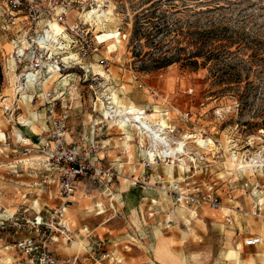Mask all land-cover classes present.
<instances>
[{
    "label": "rangeland",
    "instance_id": "rangeland-1",
    "mask_svg": "<svg viewBox=\"0 0 264 264\" xmlns=\"http://www.w3.org/2000/svg\"><path fill=\"white\" fill-rule=\"evenodd\" d=\"M76 2L69 23L86 21L104 44L86 61V69L69 71L68 86L62 79L44 87L20 82L22 71L15 69L11 59V37L0 32L4 76L0 93V264H26L17 243L27 238L53 241L52 237L56 241L50 250L59 264H125L119 247L114 256L99 237L86 252L71 226L70 207L77 204L75 197L81 192V197L96 199V215L106 211L111 201L121 206L123 199L115 195L128 187L125 200L130 206L148 200L144 189L157 192L149 200L154 206L150 217L157 218L158 226L168 213L172 220L180 218L188 225H246L244 242L256 236L264 247V0ZM91 14L93 19L100 17V26L87 18ZM215 27L226 29L220 37L244 47L234 46L230 53L218 51L207 64L199 58V67L186 64L193 46L200 43V34ZM209 36L208 40L205 37L207 44L215 39ZM171 53L179 55V61L158 69L159 58ZM95 65L106 77L96 75ZM11 73L17 77L14 83ZM24 86L33 96L28 105L21 95ZM113 95L125 107L135 106L149 115L157 112L159 119L164 118L169 127L167 141L174 149L170 160L160 154L167 149L164 146L149 139L142 143L136 130L118 126ZM53 104L55 117L48 113ZM56 122L64 126L69 146H80V156L102 170L96 181L79 184L66 205L61 220L68 232L63 234L31 224L38 215L49 220L63 205L58 186L44 183L56 174L48 171L52 148L44 147L51 142ZM127 134L133 140L131 149L124 145ZM147 152L155 154V163ZM179 158L186 162L183 171ZM170 167L173 177L168 173ZM187 172L203 189H213L221 197L224 210L217 211L223 216L215 223L196 221L198 211L196 216L176 208L166 193L169 183ZM175 209L181 214L171 213ZM154 213L160 214L154 217ZM96 247L98 254H107L102 261L93 259ZM212 247L215 254L227 250L226 245ZM228 248L229 259L238 255L233 247Z\"/></svg>",
    "mask_w": 264,
    "mask_h": 264
},
{
    "label": "built area",
    "instance_id": "built-area-1",
    "mask_svg": "<svg viewBox=\"0 0 264 264\" xmlns=\"http://www.w3.org/2000/svg\"><path fill=\"white\" fill-rule=\"evenodd\" d=\"M76 4V0H0V32L11 37V59L15 69L22 71L20 82L24 80V85L30 80L35 87L53 85L61 79L62 83L70 75L69 71L86 69V61L104 44L93 34L86 21L80 19L69 23V16ZM54 23L62 28L59 35L52 30ZM55 107L56 104L50 105L48 113L51 117L56 115ZM65 132L61 122L54 123L51 142L44 144V147L52 148L48 151L51 156L48 171L56 172L49 175L44 183L47 187L51 184L58 186L63 205L51 214V221L49 219L46 222L38 215L31 223L35 229L45 227L47 231L54 230L61 234L68 232L61 219L79 184L86 180L96 181V177L102 175V170H97L89 159L80 156L77 151L80 146H69ZM193 180V176L187 172L182 179L169 183L166 193L176 208L187 209L196 216L198 209L204 207L221 210V197L213 189H203ZM51 240L27 238L19 241L16 247L26 258V264H59L50 250V244L56 238L52 237ZM261 242V238L250 236L244 244L250 247ZM97 245L100 246L99 243ZM97 250L96 247L93 253L96 255L93 258L95 262L102 261L107 255L98 254Z\"/></svg>",
    "mask_w": 264,
    "mask_h": 264
},
{
    "label": "crops",
    "instance_id": "crops-1",
    "mask_svg": "<svg viewBox=\"0 0 264 264\" xmlns=\"http://www.w3.org/2000/svg\"><path fill=\"white\" fill-rule=\"evenodd\" d=\"M130 189H123L120 194L115 195L118 196L117 200L123 199L121 206L115 207L111 199L110 207L101 213L97 212L96 215L93 213L99 208L95 206L96 199L81 197V192H78L75 198L79 204L77 202L70 207V220L76 231L75 235L84 243L86 252L94 238L99 237L112 255L115 256L119 247L125 264H264L262 245H244L242 232L246 225H188L180 218L172 220L168 213L163 216L165 221L158 226L157 218L152 220L150 217L154 206L151 207L149 200L156 196L157 192L144 189L143 192L149 195L148 200H140L130 206L129 201L125 200ZM178 210L175 209L171 213L181 214ZM154 214L155 217L160 213ZM198 214L196 221L202 219L204 223L210 220L218 221L223 216L219 211L210 208L198 210ZM84 220L90 221L83 222ZM262 229L263 226L257 230V234L262 235ZM215 244L220 247L226 245V252L215 254L212 247ZM228 246L238 252L236 257H227ZM87 255L89 256L88 253Z\"/></svg>",
    "mask_w": 264,
    "mask_h": 264
},
{
    "label": "bare ground",
    "instance_id": "bare-ground-1",
    "mask_svg": "<svg viewBox=\"0 0 264 264\" xmlns=\"http://www.w3.org/2000/svg\"><path fill=\"white\" fill-rule=\"evenodd\" d=\"M95 13H96V11H93V14H95ZM110 13L111 12H109V14ZM93 14L89 15L87 18L90 21H93V23L95 22L96 26L97 25L100 26V21H101L100 17L93 19V16H92ZM52 30L56 33V35H59L60 32L62 31V28L59 24L54 23V24H52ZM93 68H94V71L96 72V75H98V76L100 75V76H102V78L106 77V73H104L102 71V68L100 66L95 65V66H93ZM11 74H12L11 75L12 82L14 83V81L16 80L15 78H17V77H15V75L13 73H11ZM32 83H33V81L30 80V83H28L27 85H33ZM63 83L65 84V86H68L67 79L64 80ZM25 90L26 89L24 86V89H22L21 95L23 96L25 103L28 105V104H30L29 102L33 99V96L28 95ZM113 100H114V103L118 107L116 112H115V114L118 116V121H117L118 126H121V129H123L124 131H127L128 127H131L132 129L136 130V133H137V135H138V137L142 143L145 142L146 139H147V141L149 139L153 143H158V144L164 146L167 149H165L164 151H161L160 154L163 155L164 157H166L167 160H170L174 154L173 153L174 149L170 146V143L167 141V138H168L167 129L169 127H168V124L166 123V121L163 120L164 118L162 120L159 119L158 117L160 115H158L157 112L149 115V114L145 113L142 109H139L135 106L125 107V106L120 104L119 99L117 98L116 95H113ZM105 110H106V108H105ZM106 115L108 117H110V113L106 112ZM28 123H30V122H28ZM141 132L148 134V136L143 135ZM132 141L133 140L131 139V137L127 134L125 137V140H124V145L127 146L129 149H131L130 142H132ZM200 144L202 145V143H200ZM166 151H167V154H166ZM147 153H148L150 159L152 160V162L155 163L156 162L155 154L152 152H147ZM177 163L180 164L179 169L181 171L185 170L186 162L184 161V159L179 158ZM246 167H250V166H246ZM168 171H169L168 172L169 175L171 177H173V168L170 167L168 169ZM126 182L127 181H125V183H124L125 185H126ZM67 210L68 209H66V211ZM223 210L224 209L222 208L220 211H223ZM224 215L226 216L228 214H224Z\"/></svg>",
    "mask_w": 264,
    "mask_h": 264
},
{
    "label": "trees",
    "instance_id": "trees-1",
    "mask_svg": "<svg viewBox=\"0 0 264 264\" xmlns=\"http://www.w3.org/2000/svg\"><path fill=\"white\" fill-rule=\"evenodd\" d=\"M220 31H226L225 28L222 27H215L210 29L208 32H204L203 35H205V37L207 38V40L209 39V35L212 34L213 38H215L212 43L207 44L205 42V37L201 35L200 38V43L199 45L193 46L192 49V54L190 55L189 59H186L185 62L188 65H191L193 67H199L200 65V59L201 62H203V64H207L208 62H212L213 61V56L215 55V53H217L218 51H226L228 53H230V50L234 47L237 46L236 49H240L243 48L244 45L243 43H240L238 41H229L230 39H225L223 37H220L219 34L221 33ZM221 38V39H220ZM161 42H157V46H160ZM207 44V45H206ZM200 58V59H199ZM252 58H254V56H252ZM179 61V55H176L171 53V56H166L164 58H159L158 60V65L157 68H165L167 66H170L176 62ZM251 62L253 63V60L251 59ZM3 69H2V65H1V61H0V93L2 90V86H3ZM264 128V124L262 125Z\"/></svg>",
    "mask_w": 264,
    "mask_h": 264
}]
</instances>
